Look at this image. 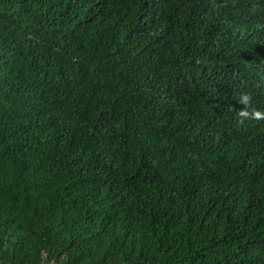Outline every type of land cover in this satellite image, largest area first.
<instances>
[{
	"label": "trees",
	"instance_id": "trees-1",
	"mask_svg": "<svg viewBox=\"0 0 264 264\" xmlns=\"http://www.w3.org/2000/svg\"><path fill=\"white\" fill-rule=\"evenodd\" d=\"M263 61L264 0H0V264H264Z\"/></svg>",
	"mask_w": 264,
	"mask_h": 264
},
{
	"label": "clouds",
	"instance_id": "clouds-1",
	"mask_svg": "<svg viewBox=\"0 0 264 264\" xmlns=\"http://www.w3.org/2000/svg\"><path fill=\"white\" fill-rule=\"evenodd\" d=\"M263 63H264V61H263ZM262 67H264V64H263ZM257 79H258V82H259L260 89L263 90V88H264V70L260 74V78L257 77ZM248 100H249V97L247 95H242L241 98H240L239 103H242V104L246 105L248 103ZM238 115L241 118L251 117L253 119H257L258 120V119L264 118V111L253 110L251 113H249L247 110L242 109V110L239 111Z\"/></svg>",
	"mask_w": 264,
	"mask_h": 264
}]
</instances>
